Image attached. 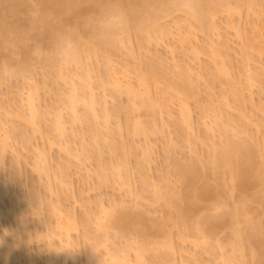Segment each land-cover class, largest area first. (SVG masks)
<instances>
[{
    "label": "bare ground",
    "instance_id": "6f19581e",
    "mask_svg": "<svg viewBox=\"0 0 264 264\" xmlns=\"http://www.w3.org/2000/svg\"><path fill=\"white\" fill-rule=\"evenodd\" d=\"M34 1L36 2V4L37 3L39 4V2L43 3V1L46 2L48 0H46V1L45 0H34ZM83 1L86 2L87 0H50L51 4L53 3L54 5H57L58 7L57 8L56 7L55 8H50V9L48 8L49 11H47V13H49V12H51L50 14L53 13V16L56 17V18H57V16L61 17L62 16L61 14L64 15L68 11H69L68 13H70V11H71V9H72V7H73V5L75 3L77 5V4H80ZM90 1L91 0H89V2ZM93 1H95V0H93ZM156 1H154V0H120V1H118L117 4L112 5V4L107 3L108 0H107V2H105L104 0H98V1L96 0L95 2L97 3V5L100 4L101 7L103 5L102 3H104V2L106 3V4L103 5L104 9H102L103 10V12L101 13L102 16H104V15L108 14V12H112V11L123 15L125 23H124L123 27L118 32L98 31L97 28L94 27V31L93 30L92 31L95 32V33H92V35L87 37L84 34L85 32L83 31L84 33H82L81 32L82 30L78 31L79 29L76 26H74V28L76 27L77 31L74 30V28H70L72 31L68 30V33H66V32H63V30H64L63 28H62L63 30L61 32H59L60 31L59 29H61V28L57 29L58 31L56 30V32H55V30H54L55 28H53V26H51V28H50V26H48L47 27L48 30H47V29H45L46 28L45 27V23L44 22H43L44 24L42 23L43 26H44L45 32H47L45 36H44L45 32L43 33L42 36H44L45 38L43 37L42 42L46 41V39H47L46 36H49L48 37L49 39L52 38L50 33L54 34L53 32H55L54 35H56L55 38H56L57 42L55 41V43H57V45H56L57 49H55V51H57V52H55V53H58V54L55 56V58L53 60H50L52 67L53 68L55 67V69H53L54 70V74L53 75L51 74V76H53V81L54 82L58 83L59 80H60L59 83H61L63 85L64 82H65L64 85L67 86V89H65V92L61 90L63 94H61V92H60V96L62 95V97H60L62 102H60L61 100L59 102L64 107H62L61 104H60V106L62 108H66V111L71 113V114L68 113V114H70V116H69L70 119H71V116H72L71 124H73V123L77 124L78 123V125H79V123H82V126L85 125V124L87 125L85 133H84V131H82V133L80 132V135H81L80 136V140H82V138L84 139L85 136H87L88 138H91L89 140L90 143H91L90 146H86L85 144L82 145L81 144L82 142H80V145H81V146L79 145L80 146L79 150H81L80 154L78 152H76V150L74 151L73 148H71V150L73 149V154L75 152L78 153V155H79L78 158L81 156V157H83V159H85V158L89 159L90 158L89 160H91V158H93V157H95V158L97 157V159H98V156H99L98 162H100V163H99V167H98V170H97V175H98L100 184L109 183L108 181H110V183L113 182L114 184L116 182L117 183L120 182L119 184L123 188L128 187L125 190L127 193L131 192V194H134L136 192V190H135V192H133L130 189L131 186L129 187V185H130V180H129L130 176L129 175L130 174L128 173L129 171L127 169L128 168L127 167L128 166L127 165V153L128 152H126L128 149L126 150V148H124L126 150L125 151L123 148H121L123 146L125 147V143H124V141H122V140H124V138L122 139L123 134H122V132H120L121 129H122V131L123 130L126 131L125 133H126V135H128V138H129V135H130V136H133V137L134 136H136V137H139V136L142 137L143 136L146 139V137H149L150 134H155V133H156V135L157 134H161V133H158V132H160V130L164 129L165 124L163 123V121L166 124H168V123L171 122L170 121L171 118H172V120L173 119L177 120L178 123H177V121L173 120L174 123L171 122L170 124L166 125V127L167 126L168 127H170V126L172 127L171 128L172 131L170 130L171 132H169V133L172 134L174 139L172 138L173 139V141H172V139H171L172 136L169 137V134H168V137L170 139V144H169V141L167 139V143L165 144V147H166L165 151H166L167 154L172 153V154H170V155H172V158L171 159L169 158L170 159L169 162L171 161L172 167L170 165L169 169L173 168V170H174V171L172 170L173 174H175L180 179V181L182 180L181 182L183 183V186L181 185L182 186L181 190L177 189L175 187V182H173L174 185H172L171 182L166 180L167 177L165 178V175L167 173H169L170 172L169 171L167 173L164 172V174L161 173L163 175H160L161 179H159V181H158L159 183L158 184L155 183L157 185L154 184L155 186L154 185L152 186V188L154 187V190L152 189L153 192H150L151 190H149V191L147 190V191L151 193L150 197H152L154 202L155 201L159 202V200L160 201L162 200L163 203L162 202H160V203H162L161 205H163L164 208L170 207V208L174 209V211H175V213L177 215L175 214V216H174L173 214H171V215L169 214L170 215V217H169L170 219H168L169 221L173 218L172 221H174V219H175L174 222L179 223V224L180 223H182V224L186 223V225L188 224V222H190V219H191L190 218V215H191L190 213H191V211H193L190 208L192 206L191 203L194 204L196 200H198V201L201 200V202H207L210 199L211 200L217 199V201H219L220 205H221L220 206L219 203L217 204V206L220 207V210H221V208L223 209V211L228 209L227 210L228 212H226V213L224 212V214H226V215L223 214L222 216L219 215V214H216V216L214 214V216H212L213 214H211V216L213 218L211 217L212 219H210V221L208 220L209 218L205 219L207 217H210V215L205 217L204 218L205 220L201 221L200 223H199V221H197L196 224H199V226L198 225L197 226H195V225L193 226V227H195L197 229V230L193 231V234L196 233V231L199 232V233L195 234L196 236L194 235L193 237H196L195 239L197 240V242H199L198 240H200V238H201L199 236V234H202L201 236L203 237V240L201 239L202 241H200V242L205 244L204 242L208 243V241H206L207 237H210L212 239L213 236H211V235L214 233V230H216L218 228V226H221V227L223 225L224 226H230V228L233 229V233L231 234V236L229 238L230 239L229 240V242H230L229 246L232 247V248H230L231 252L230 251H226L227 252L226 254H228L230 252V255L229 254L227 256L225 255L226 258H225L224 261L227 260V261H232V262L233 261L234 262H238V264H246L247 261H245V259H246V256L248 254V251H250V253H252V255H253L252 256L250 254V256L253 257V259L251 257L252 260H254L255 258L259 259V256H260L261 253L258 252L259 250L256 251L255 249L258 246L257 244H259V242L261 243V241H258V240H257V242L254 241L256 239L253 240V238H252L253 236H251L250 234H247V233H249V232H247L248 230L246 231V228H248V225L251 228V225L249 223H252V221L250 219L246 218L244 220L245 221V225H244V221H243V223H242V221L240 222V217L242 215L245 216V214L249 213L248 210H247V208H248L247 202L248 201L246 202V197H245L246 195H243V197L240 198V200H239L240 204L238 206H235L234 203H231V204L229 203L231 201V195L232 194L230 195V192H228V190L226 188L227 187L230 188V189L232 188V190H234V188H235V189H237V191L239 190V192H241V193L246 192L250 188H259L260 191H261V195L259 196L258 194H255V197H256L255 199H257V198L260 199L259 201L257 199V201L261 202V204H264V161H262V163H261V160L259 159V158H261L262 160H264V137H262L259 142H258L257 139H255V140H257V143H256V141L253 139V134H250V136L252 135L251 136L252 138H251L248 135L247 131H246L247 126L245 127V125H247L246 121H248V122L251 121L250 123L253 124V125L256 124V127L258 125H260L261 123H264V122H262V121H264V116L261 115L262 116V118H261L258 115V117H260V118H258L257 115H256L257 113H254L256 111H254V110H252L250 108H248V110L250 109V112L254 113V114L249 113V111L247 113H249L251 115V117H248L249 114H245L243 112V109H245L247 111L246 108H243L245 106L244 104L249 103L251 105L250 102L253 99L250 98L252 96V94L251 95L250 94L249 95H244L243 94L244 90H242L244 88L249 87V90L251 91L252 87L250 85L253 86L254 84H258V85L262 86V84H264V71H262V70H264V19L259 17L262 14V12H264V7H262V6H264V3H262V2H264V0L258 2V3L262 4L261 6H260V4H258L257 2H255L253 0H168L167 2H165L166 1L165 0V1H162L163 4L162 3H157ZM15 2H14V4H15ZM17 2H19V0ZM20 2H19V4H20ZM155 2H156V4H155ZM46 3H49V1L46 2ZM14 4H12V6ZM19 4H18V6L16 5V7H19ZM43 5H45V4H43ZM164 6H165V8H164ZM244 6H246L247 10L252 15L257 16L259 18L258 19L259 22L253 21V22L250 23V25L247 26L248 28L251 26V28L248 29L249 32H250L249 34H247L248 33L247 31H244L243 29H241L239 27L240 25H235L233 23L234 21H232L230 19V16H232L233 14H240L241 10H242V7H244ZM13 7H15V6H13ZM23 7H25V6H23ZM46 8L47 7L44 6L43 9L46 10ZM99 9H101V8L99 7ZM172 9H174V10L176 9L175 11H177V10L179 11V9H181V11L184 12L185 15H186V17H185L183 22H188L189 25L187 26V28H186V30L184 32L185 34L183 32H181L182 27L180 26L181 23L180 24L178 23L179 21L178 22L175 21V23H177V24L174 23L175 25H177L175 27L176 29L173 26H172V28H169L170 30H172L173 28L175 30V32L172 31L175 34V36H174L175 38L173 37V34H172V38L175 41H174L173 46L168 45L170 48H172V49L168 48L169 49L168 52L169 51L172 52V50L176 51L177 47H180V49L182 48L181 50H183V51L185 49L187 51L189 47L185 46V45H187L186 43L189 44L190 39H191V35H193L194 31H196V30L200 31V32H206L208 30L216 31V29H214L215 26H213L214 24H212L214 16L216 14L220 13V11H222L223 9H225V10H223V12L226 11V13L228 12L227 14H229L228 15L229 19L228 18H227L228 20L226 19L227 22H226V28H225L226 31H225V33L227 32V34H228V33L233 32V36L237 39V45L239 44V46H238L239 47L238 48L239 52H237L241 56L240 57L241 58L240 61H238L239 62V67L237 66L238 62L236 63L237 59L236 60L233 59V60H235L236 67L239 68L238 69L239 71H241V74H240V76L238 78H240V77L243 78L244 81H246V83L248 82L249 86H248V84L246 85V87L242 86L240 84L241 80L239 81L238 78L234 79L231 82H227V83L224 82V79L226 77L228 78L232 74L231 72L233 70V67H232L233 65L231 64V62L233 60L230 62L231 58H230V56H228V54H229L228 52L223 51L225 53L221 54L220 50L222 48L220 49L219 47L222 46V45L217 43L222 38V37L218 38V37H220L218 35L219 33L218 34L216 33L214 35V36H216L218 38V39L216 38L217 41H216V39L214 41L213 40L211 41V39H210L209 40L210 42H208L209 44H206V42L208 41L207 40L204 43V46L202 48H197L198 46L194 42L193 44H195V46L189 48L188 51L190 52V55H191L192 60H193L194 63L195 62H199V59H200L199 56L201 54L202 55L204 54V56H206V54H207L208 55L207 57H209V60L212 61V62L209 61L211 63H209V62L205 63V62H203V60H200L201 62H203L205 64L202 63V65H200L201 64V62H200L199 65H198V63H196L197 64V69L193 70V72L191 71L192 70L190 68L191 66H189L190 69H188L186 67V65L181 66L179 64H175L176 63L175 60H174L175 63L171 65L173 67V70H171L172 67L170 68L169 65H168V64H171V63L166 62L167 58H164L165 56L162 57L161 55H158L159 57L161 56V58H164V60H166L165 62L168 63L167 65H166V63H164V61H161L163 59L160 60V58L158 56L157 57L155 56L157 54H154L155 58L154 57L151 58L152 57V53L151 52H147L148 49H149V46L152 43H157L158 41H161L162 39L165 38V37H163V36H166L164 34L165 33L164 30H167V28H166V26H162L161 25V20L164 19L165 16L166 17L170 16L171 14H170L169 10H172ZM30 10H31V8H30ZM86 10H88V9H86ZM174 10H172V12ZM168 13H169V15H167ZM230 13H233V14L230 15ZM259 13H260V15H259ZM54 14L57 15V16H55ZM93 14H95V13H93ZM46 16H47V14H46ZM44 17H42V18H44ZM60 17H58V18H60ZM73 17H71L70 19H72ZM78 18H79V16H78ZM60 19L62 20L61 22H62L63 26H67V25L71 24V22H67L68 21L67 19L63 18L64 20H66L65 23H67V24H65L63 22L64 20L62 18H60ZM60 19H59V22H60ZM99 19H100V17H99ZM38 20H39V18H38ZM54 20H55V18H54ZM97 20H98V16H97ZM158 21H160V25L158 24L159 23ZM1 22L2 21H0V23ZM193 22H195V24ZM38 23H39V21H38ZM68 23H70V24H68ZM36 24H37V22H36ZM36 24H35V26H36ZM42 24H40V25L42 26ZM196 24H197V27L194 26ZM79 25H81V24H79ZM87 25H89V23H87ZM43 26H42V28H43ZM161 26L163 28H165V29H163ZM18 27H17V29H18ZM38 27H39V25H38ZM169 27H170V25H169ZM7 28H9V27H7ZM11 28H13V27H11ZM14 28H16V27H14ZM33 28H34V26H33ZM42 28H41V30H42ZM169 29H168V31H170ZM7 30H9V29H7ZM10 30L12 31V29H10ZM18 30H21V29H18ZM65 30H66V28H65ZM227 30H229V31L232 30V31L229 32ZM27 31H29V30H27ZM134 31L136 32V34H137L136 37H138L137 40L139 41L137 43V45H135L137 47H134V48H137V50L132 48V46H134V45L131 46V42L133 40L132 39V37H133L132 33ZM168 31H167V33H168ZM3 32H5V31H3ZM216 32H219V31H216ZM9 34H11V33H9ZM15 34H17V31L14 33V35ZM25 34L26 33L24 32V35ZM36 34H37V32H36ZM123 34L124 35L126 34V37H124ZM3 35H4V33L2 34V36ZM248 35H250V36H248ZM12 36H13V33H12ZM37 36H39V35H37ZM229 36H231V34ZM34 37H35V35H34ZM225 37H226V34H225ZM227 37H228V35H227ZM227 37L226 38L223 37L224 41H226V42L230 39L229 37L228 38ZM225 39H228V40H225ZM53 41H54V38H53ZM221 41H223V40H221ZM6 42H5V44H6ZM124 43L125 44L126 43L129 44L130 47H131V49L129 47L127 48V46L125 45L127 51L129 52V54L126 53L128 55V56L126 55L127 58L128 59L131 58L133 60H137L138 62L141 61L140 64L145 65V68L142 67V68H144L143 70H141L142 68H141L140 64H138V62L136 63V64H138V66H134L135 63L132 62L131 64L134 63L132 67L130 65V62H129V64H128V62L127 63L125 62L123 64L124 67H122L123 71H121V70L119 71L121 66H120V68H117L113 72L111 71V68L109 69L110 65L108 67V64H110V61H111V57H110L109 52H108L109 49L111 50L112 48H114V49L118 48V49L122 50L120 46H122ZM227 43H226V45H227ZM179 44H180V46H178ZM229 45H231V44H229ZM43 46H45V45H43ZM70 46L75 49V53L72 54V55H69L68 52H67V49ZM222 47L224 49L225 48L228 49V45H227V47L224 46V45ZM36 48H37V46H36ZM100 48H104V49H100ZM40 50H39V52H40ZM100 50H104V51H101L102 54H100L101 53ZM140 50H142V52L145 54L144 56H142L143 58H141L142 54H140ZM229 50L233 51L234 49L231 46V48L229 47ZM175 51H173V52L176 54L177 51L176 52ZM183 51L181 52L182 53V58H183V55L187 56L189 54V53L188 54H186V53L183 54ZM26 52H27V50H26ZM173 52H172V54H168L166 52L167 53L166 56L170 55V58H168V59H171V56L174 55ZM235 52L236 51H234V55L237 54ZM253 52H255L254 55H253ZM149 53H150L151 56L148 55ZM176 55H175L174 58L178 57ZM224 55H225V57H223ZM99 56H101V58H99ZM227 56H228V58H227ZM145 57L146 58H150L152 63L150 64V62H151L150 60H148L149 62L145 61V60H147V59H145ZM127 58H126V61H128ZM26 59L27 58H25V60ZM97 59L98 60L102 59L101 61H104L103 65L105 64V66L103 67V70H105V72H103L104 73L103 74L100 71L102 75L98 74V76H100V77L97 76L98 79H96V77L94 76L95 72L97 74L98 67H100L99 62H98ZM142 60H143V63H142ZM195 60H197V61H195ZM254 60H256V61H254ZM96 61L98 63H96ZM156 61H157V64H156ZM177 61H179V60H177ZM153 62H155V64H153ZM170 62H173V60L170 61ZM193 62H192V64H194ZM253 62H257L259 64L260 68H258L259 66L256 67L257 64L256 65H252L251 63H253ZM187 63H185V64H187ZM4 64L6 65V63H4ZM5 65H3V67H2V69L3 68L4 69L3 70L1 69L2 72L4 71L6 73L7 72L9 73V71H10L9 69H11V70H13V72H12L13 74H14V72L16 73V70H14L15 68H13L14 66H11L9 64L10 67L8 68L9 65L7 64L8 65V66L6 65L7 67ZM72 65L73 66L74 65L77 66L79 68V70H81V72L78 73L76 71L78 74L74 73L73 72L74 70L72 72H70L73 67L69 68V66H72ZM129 65H130V67H129ZM165 65L167 67H165ZM20 66H18L19 69H21ZM27 66H30V62L28 63ZM75 66H74V68H75ZM66 67H68V71L69 72L64 71L65 70L64 68H66ZM127 67H128V69H127ZM192 67H193V65H192ZM24 68H25V66H24ZM175 68H177L179 70V72H176ZM19 69L17 68V73L20 72L19 74L23 75V71L21 73V71H18ZM108 69L111 71L112 74L110 73V71ZM189 71L192 72V73L190 72L191 74L195 73L194 71H196L195 75H196L197 79L195 77L192 78L193 76H191V74H190V76H191V78H190ZM65 72H66L67 76L64 75ZM6 73H5V75H6ZM31 74L29 75L31 77L30 79L28 77H26L27 83L30 80V82H29L30 85H28V88L25 91L27 93L26 97H25L26 100L24 99L25 100V102H24L25 106L23 105L24 108H26V111L22 108V104L23 103L19 104L18 107L22 108L24 113L22 112L21 115L20 114H16V116L18 115L17 117H19L20 119H22V121L25 122V124H24L21 121L22 124H24V126L25 125H26V127H28V126L30 127L31 126L32 130L30 129L31 130L30 132H33L34 130L37 131L40 128L42 130V127L40 126V125H42L40 123L41 119L43 117L46 118L50 111L48 109H46V108H45L46 111L42 110L43 112L41 111L42 112L41 115L46 114L45 112H47V111H48V113L46 114V116L45 115L43 117L41 116L42 118L40 119V113L41 112H39V111L41 109H39L38 104L34 105V101L37 102V103L39 101V100L37 101L38 98L36 96L38 94V90L40 89V87H39L38 84L37 85L36 84L32 85V83L33 82L35 83L36 81L34 80L33 82H31V80L34 79L33 76H31ZM9 75H10V77H12L11 73ZM131 75L135 76L136 83L133 82V83H135V85L132 84ZM93 76L95 77V79L97 81L94 79ZM6 77H7V75H6ZM233 77L235 78V76H233ZM93 79L95 80L94 83L97 82L95 84L96 85L95 89L97 87L99 88V90L102 89L101 92L98 90L99 93H103L104 92L103 90H105V93L108 91L107 94L112 96L111 97V96L106 94L105 98L107 97V99H108L110 97L111 99L114 100L116 98L118 99V97L123 94V95L126 96L125 98H127L126 105H124L123 108H118V107L115 108V105H114V107H111V109L107 108L109 105H106L105 104L106 101L104 99H102V98H104V95L103 94H101V95L99 94L100 96L98 95L99 96L98 97V96H96V93L94 94V92H93L94 91V87H93L94 84L92 83ZM192 79H196V81L192 80ZM198 79H199V81H201V82L203 81V83H205V85L203 83L202 84L204 85L203 88L205 87L204 89L207 92H208V90H210V91L214 90L215 91L214 86H217L215 83H219V86H220V88L219 87L216 88V89L219 90V93L217 92L218 99L216 97V100H215L217 103H215V102L212 103V101H213L212 98H211V102L210 103L213 104V105H210V103H208L209 102L208 98H210V97H208L209 96V93H208L207 94L208 102L207 103L203 102V98H202V101L201 100L200 101H201V103L203 102L204 104L200 103V104H198V107H197L198 111H200L199 112V118L197 120L199 122H200V120H202L201 122L206 121V117L208 116V118H209V115H211L210 118L212 117L211 119L212 120L214 119V120L212 121V123L208 122L209 125H210L209 128L211 129L212 133H213V129L212 128H215V131H217V134H219V135H217V137L219 136L217 139L220 138L219 141H217V142L215 141L214 142L212 139H209L210 136L203 129H201V131L202 130L204 131V133H202L203 136H201L202 139L200 138V136L198 134H194L196 136L198 135L197 136L198 139L199 140L201 139L204 142V143L203 142L202 143L205 146L208 145V146H206V151H205V152H207V153H205L206 156L202 152L204 150H202V151L199 150V152L200 153L202 152L201 154H203L205 156V158L203 157V155L201 156V155L197 154L198 150L196 149V147H197L196 143L199 140H197V139L195 140L194 139V138H196V136H194V138H193L192 135H190L192 137L191 138L188 135L189 132L186 131L187 129H188V131L192 130V127H193L191 125L192 124L191 122H192L193 119L190 121V119H191L190 114H191L192 110L190 109L189 100L194 97V95H195L194 92L197 93V96H198V93L200 92V90H196V89H200V87L199 88L197 87L198 86L197 83L199 82ZM61 80H63V81L61 82ZM236 80H238V81H236ZM24 83H26V81H24ZM91 83H92L93 86L91 85ZM198 84H200V82ZM23 85H22V87L20 89L21 90L20 91V95H21L22 89L25 90V88H26V87H24L26 84L24 86ZM195 85H197V86H195ZM63 90H64V88H63ZM152 90H153V95H152ZM96 91H97V89H96ZM206 91H204V92L207 93ZM245 92H246V90H245ZM243 95L245 96V98H247L246 96H250V97L248 99H245L243 97ZM191 96H192V98H191ZM20 97H22V96H20ZM259 97L261 98L260 95L258 96V98ZM199 98H200V96H199ZM207 99H206V101H207ZM250 99H251V101H250ZM257 99H256V101H257ZM261 100L262 99L258 100L257 104L259 103V101L261 102ZM204 101H205V99H204ZM235 101H236V104H235ZM247 101H249V102H247ZM262 102H264V100H262ZM262 102L260 103L261 105L259 104L260 106L258 105V107H257L258 108L257 111L259 110V112H261V111L264 112V103H262ZM252 103H253V101H252ZM80 104L83 105V107H82V111L78 109V111H81V113L78 114V112L76 113V108ZM229 104H235V105L238 104L237 106L233 105L236 108H235V110H232V111L236 112V115H233L234 112H232L233 114H229V112L231 111V107H233V106H231ZM239 104H240V106H239ZM249 104H247V105L249 106ZM170 105H173V107L174 106L177 107L178 111L175 110V111H177V115H175V116H177V119L174 117V115H173L174 111H171L172 106L170 108ZM37 107H38V109H37ZM97 107H98L99 110L96 113ZM252 108L254 109V107H252ZM224 109H227V110L230 109L228 114H226L227 112L224 111ZM165 110H166V112L168 111V114H170V116H168V117H171V118L169 119V121H167L168 123L166 122V120H168V119H166V120L164 119L161 122V124L163 123V125H162L163 129H162V127H160V129H159V127H157V124H156L157 123L156 115L158 113L162 112V111H165ZM58 112L59 111H57V110H56V112L54 111V115L55 116L53 115L55 117V120L53 121L52 128H51L52 131H54L53 134L51 133L52 131L51 132L47 131L48 133L50 132L52 135H54L55 133H56V135H57V133L58 134L60 133L59 135H62L61 133H64V131L62 132V130H63L62 125L64 123H62L63 121L61 122V115H60L61 113H58ZM60 112H61V108H60ZM123 112L125 113V115L123 114L124 117H125L123 119H125V120L123 121V119H122V122H121V117L120 116H121V114ZM141 113L142 114L143 113L146 114L145 116H147V115L149 116L150 115V117L149 118L146 117L145 120H143L144 116H143V119H141L142 118V117H140V115H142ZM207 113H210V114L207 115ZM135 114H139V115H135ZM259 114H261V113H259ZM161 115H162V113H161ZM191 116H192V114H191ZM252 116H253V118L257 117L258 120L257 119L250 120V119H252ZM204 118H205V120H204ZM110 119H112V120L115 119V121H112V122H115V123H113V124H115V126H113V128L117 127L119 129V133H121V134H119L120 136L117 135V137H116V135H115L116 131L113 132L114 130H118V129H114L113 130L112 127H111L112 130L111 129H107V127L112 123L110 121ZM229 120H232L230 122L235 123V124L232 125L231 123H228ZM208 121H209V119H208ZM254 121H256V122L252 123ZM1 123L2 122H0V124ZM108 123H110V124H108ZM4 125H6V124H3L2 126H4ZM228 125H230L234 130H232V128L230 126L228 128ZM2 126H1V128H2ZM12 126L13 125H11L10 127H12ZM99 126H100V128H98ZM4 127H3V130H4ZM6 127H7V125H6ZM14 127L15 126H13L12 128L13 129H17L18 128V127H16V128H14ZM201 127L203 128V125ZM259 127H261V126H258V128H257L258 130L260 129ZM9 128L7 127V129H5V132H6L5 135L6 136L4 135L3 136L4 138L2 137L1 140H0V149H2L3 151L5 149L4 146H6V144H5V142H7L6 140L9 139V138L12 139L10 136H13L11 134V132L13 133V130L10 128L11 131H9L10 130ZM210 129H208V130H210ZM228 129L232 130V131L229 130L230 132H235V133L237 132L235 134V137H231V135L227 134L229 132ZM0 130L2 131V129H0ZM6 130L8 131V134H7ZM198 130H200V129L198 128ZM39 132H40V130H39ZM230 132H229V134H230ZM245 133H246V135L249 136L248 137L249 139L251 138L252 140L255 141L254 142L255 145L253 144V142L251 144L252 140L250 139V141H249L247 136L245 135ZM32 134L34 135V132ZM117 134H118V131H117ZM163 134H165V133L163 132ZM237 134L238 135H240V134L242 135L243 134L244 136H246V138L244 136H242V138L244 137L243 139L242 138L239 139L240 137L238 139H236L238 137ZM46 135H47V133H46ZM56 135L54 137H56ZM114 135H115L116 138H118V136H119V138L121 137L120 139H122V140H120V142L124 143L123 146L122 145L120 146L121 150H120L119 147H117V145H120V143L119 144L115 143V140L117 141V139L114 138ZM49 136H51V135H47V137H49ZM63 136H64L63 138H65V136H66L65 133L63 134ZM29 137L25 140L26 143L30 142L31 138H29ZM57 137L60 138L61 136L57 135ZM59 138H57L56 140L59 141ZM212 138H214V140L216 139L215 136L212 137ZM51 139L53 141L55 138L53 139V137H52ZM56 140H54V141H56ZM62 140H64V139H62ZM54 141H53V144H54ZM142 142H143V140H142ZM145 142H146V144L148 143L147 140ZM145 142H143V144ZM63 143H64L63 146L67 147L66 149H69L68 151H69V154L71 155L72 151H70V146H66L65 142H63ZM63 143H61V144H63ZM51 144L52 143H50L49 145H51ZM55 144H56V142H55ZM58 144H59V142H58ZM68 144L71 145L72 142H71V144L70 143H68ZM128 144L130 145V141L128 142ZM132 144H135V143H132ZM132 144L130 145L131 147H132ZM143 144H142V146H143ZM58 146H60V144ZM63 146H62V148H63ZM142 146L140 148L142 149L141 150V154L143 155L142 156L143 159L141 160V162H139V160H138V164L135 163L136 164L135 167H137L135 175L138 174L137 175L138 178H141L139 180L141 182V185H139V186L142 187L141 188V192H139V193L136 192L135 195H134L135 196L134 198H137V199H139L140 196L142 197V194L144 193L143 191H146V190H144L145 188L148 189V188L151 187V186H149V185H151V184L148 183L149 181H147L146 177H144L145 175L141 174V172L143 170V167L145 166V165L143 166V164H145V163L148 164L149 161L151 160V156H150L151 149L149 150L150 147L148 148V144H147V146H145V144H144L143 148H142ZM135 147H136V145H135ZM135 147H132V148H135ZM178 147L180 149L184 148V150L187 147L190 148V153H192V156L190 154L189 155L190 157H187V159H188V161L186 159L187 162H185L182 159H180L181 161L179 160L178 156H182V152L183 151L180 150ZM207 147H209L208 148L209 151L207 150ZM42 148H43V150L40 149L41 151L40 150H39L40 152L38 151L39 160H37V162H38V164L39 163L40 164L38 165L37 162L34 163L36 165V166H34V168L38 171L39 174L45 175V176L47 175V177L50 178L51 176L49 177V174H48L49 170H47V168H49V167H48V165L46 166V164H45L46 160H47V158H46V153L47 152H45L44 147H42ZM105 148H107V149H105ZM132 148L129 147V149H131V150H132ZM66 149H62V150H66ZM103 149L109 151V154H110V157H111L112 160L110 159V157H109L110 160L108 159V160H105V161H103L100 158L99 152L101 150L104 152ZM118 149H119V152H117ZM175 150H177V152H179L180 155H177L175 152H173ZM187 150H189V149L187 148ZM68 151L66 150V152H68ZM112 153L113 154L117 153L116 154L117 157L113 158L114 155L111 156ZM129 156H130V154H128V158H129ZM174 156L177 157V158H175ZM149 158H150V160H149ZM109 161H111V163ZM183 161H184V163H182ZM1 162L2 161H0V163ZM198 162H200V164ZM198 166L202 167V168H199ZM208 167L211 168L210 171H211L212 176H211L210 173L207 172V168ZM210 168H208V169H210ZM169 169H167L166 171H168ZM58 172H59V174H58ZM58 172H57V174L60 176L59 179L61 178V180L60 181L58 179H56V180H58L59 183L60 182L63 183L65 181V178H63V177H65L66 174L62 173V174H64V176H62L61 172L60 171H58ZM139 174L142 175V176L140 177ZM1 176L2 175H0V177ZM166 176H168V175H166ZM212 178L213 179L215 178L214 179L215 181L217 180V182L215 183L216 187H215V185L211 186L210 184H208V180L209 179L212 180ZM196 179H200V181L203 180L202 184L200 186H197V187L195 186L196 185V182H195ZM48 180L50 181L52 179L50 178ZM197 181H199V180H197ZM51 182L52 181L46 182V184L47 183L49 184L48 187H51L53 185V184L51 185ZM2 183L5 184L4 182H2ZM167 183H169V184H167ZM209 183H210V181H209ZM3 184H2V186L0 188H2L3 186L7 187V186H5ZM69 184H70V182L68 183V187H69ZM228 185H231V186L229 187ZM2 189H1V191H3ZM49 189H51V188H49ZM7 191L5 190L4 193H6ZM137 191H140V189L137 190ZM177 191H179V192H177ZM62 193H63V191H62ZM1 195H3V192H2ZM32 199H34L35 202ZM137 199H135V200H137ZM23 201H21V202L19 201V203H23ZM31 202H32V205L36 204V207H38L37 202L35 200V197L33 198V197L30 196L28 198V196H27V199L25 198V201H24L25 205L31 204ZM33 202L35 204H33ZM179 202H182V204L184 203L183 205L186 204V206H184V207L180 206L181 204ZM215 202H216V200H215ZM221 202L226 207V209L222 206ZM24 203H23V205H24ZM101 203L102 202H100L98 204H101ZM108 203H110V202H108ZM54 204H55V202H54ZM102 204L100 205L101 210H99L100 209L99 207H98L99 209L97 208L100 211V213L98 211L96 212V214L99 213L100 215L98 214L99 216L95 215V217H94L93 213L90 212L92 215L91 214H88V216L86 215L87 219L85 221H83L84 223L85 222H87V223L86 224H82L84 229H86L85 231H87V228H88L87 225L89 226L90 222L92 223V222L95 221L93 223V224H95L93 227H96V231H95L96 233L94 232L95 234H93L94 237L100 233V230H102V229L106 230L105 227H106V223L107 222L111 223V225H109V227L107 226L108 229L113 228V231L116 230V233L115 234L113 233V235L116 236V237L113 236L114 239H116L118 237V235H119L118 233L122 234L123 232L128 231V229H130L131 225L134 224V223H135V225L137 227L146 228V226L144 224L145 223V216L143 215L144 216L143 217L141 213L140 214H136V215H134L135 214L134 213L132 215L131 212H130L131 214L129 213L130 210L127 211V212L125 210L124 211L122 210V208L124 207V206L123 207L121 206L122 204L119 205V206L116 205L118 203H114L115 205L114 204L113 205H109V207H106L107 204L106 205H104V204L102 205ZM21 205L22 204H20V206ZM39 205L41 206V204H39ZM57 205L59 206L58 202H56L55 205H53V203H51L50 208H49L50 209L49 210V212H50L49 215L50 216L51 215L55 216V218H54L55 221H56V218H57V222H55L56 226L54 225V227H56L57 232H59L58 234H60V236L64 237V238L62 237L63 241H64L65 238L68 239V240L65 239V242H63L62 240L59 241V243H62V242L63 243L60 244V245H62V247H61L62 249L60 247H58V248H60L61 252H64V254L69 255L70 252L72 251L73 247H74V243L76 242V241H72L73 244L70 243L71 241H70L69 235H70L71 231L77 230L76 229L77 228V223H76V221H74L75 220V218H73L74 215H71L70 213H67V215H64V214H66V211L63 214L62 210L60 211V209H58V207H56ZM134 205H136V203H134ZM231 205H233V206H231ZM103 206H105L106 208L105 207L103 208ZM119 207H121V209ZM133 207H135V206H133ZM181 207H183V208H181ZM219 207H217V208H219ZM190 209H191V211H190ZM68 211L69 210H67V212ZM22 212H24V211H22ZM59 214L60 215L63 214L68 220L66 218H64L65 220H63L61 218L62 216L60 217ZM49 215L46 216V218H48V217L50 218ZM165 215L166 214H164V216ZM247 216H249V214ZM164 218H165L164 220H161V219H163V217L159 221L155 220L156 222L158 221L155 224L157 226V230L158 229L161 230L163 227H165L164 225L167 224L168 221L166 223H165V221L167 220L168 217L167 218L164 217ZM213 219H215V221ZM62 220L64 221V223L61 222ZM212 220L214 222H211ZM65 221L66 222L68 221V223L65 224L66 223ZM161 221H163V222H161ZM83 222H81V223H83ZM91 223H90V225H91L90 227H92V225H93ZM241 223L243 224V227L246 226L244 229H243ZM258 223H259V221H258ZM258 223H256L254 225V229H255V227H257V228L259 227L258 229L256 228L259 231V230H261L260 228H264V223L260 222V224H261L260 226H259ZM192 224H193V222H192ZM192 224L189 223L187 225V227L190 225L191 228H192ZM107 225H108V223H107ZM188 228H190V227H188ZM195 228H193V229H195ZM53 229H55V228H53ZM93 229H92V231H93ZM108 229H107V231H108ZM89 230H90V228L88 229L87 234H86V232L83 234L84 235L83 236L84 237V241L83 242H85V240L87 241V239L90 240L91 236H89V234L92 233V232H90ZM262 230H264V229H262ZM97 231L99 233H97ZM119 231H123V232L121 233ZM104 232H106V231H104ZM189 232H192V230L189 231ZM262 232H264V231H262ZM250 233L252 234V232H250ZM53 234L57 235L56 231H55V233L53 232ZM105 234H106V235H104L105 238H103L104 242H103L102 238H99V236H97L99 240L97 239L94 242L97 241L96 244L98 243L99 245L98 244L96 245L94 243L95 245L94 244L93 245L96 246V247L93 248L94 247L93 246L92 247L93 250L91 248V245L89 246L90 249L93 252H95L94 250H96V248L98 246L100 247V245L103 246L104 244H106V246H107V244H108V240L107 239L109 238L107 236H109V234L107 232ZM189 234H192V233H189ZM249 235L251 236V238H252V240L254 242L252 240H250V238H249L250 236ZM39 236L40 235H38V237ZM60 236L58 235V237H60ZM259 236H261V235L259 234ZM255 237H256V235H255ZM210 238H208V239L210 240ZM93 239H95V238H92L91 240H93ZM105 240H107V241L105 242ZM50 241L53 243L52 239H50ZM51 242H47V243L51 244ZM200 242H199V245H200ZM195 243H196V241H195ZM202 243H201V245L203 246ZM79 244L80 243L78 242V246H79ZM141 244H143V245L140 246ZM141 244L140 245H136L137 247L135 246V248H134L135 249V251H134L135 256L134 257H135V261L137 262V264H147L148 260H150L148 264H165L164 263L165 262V258L166 259L169 258V257H167V254L166 255L164 254L165 250L167 249L166 250V253H167V251H169V249L171 251V248H173L172 247L171 238L167 239L166 237H165V240L163 242H160V244L152 245L153 247L152 246H149V247L147 246L146 247L147 244H145V243H141ZM154 244H156V243H154ZM227 244H229L228 241H227ZM51 245H53V244H51ZM207 245H205V246H207ZM219 245H220V243L218 244V246ZM75 246H76V244H75ZM155 246H156V248H155ZM225 246L226 245H224L222 243L220 245L221 249L224 248ZM246 246L248 247L247 249H246ZM3 247H6V246H3ZM3 247L2 248L0 247L2 249V252L0 253V264H10V262L13 261V259L15 257V256H13L14 253H12L13 248L9 247L10 249H12V251H11V250H9V248L7 250H3L4 249ZM150 247H152L155 252H156V249H158L159 251H161V249H164L163 251H161V256H162V254H164L165 256H162V257L158 258L159 260L157 259L156 261H154V260L152 261L153 256L150 257L151 256L150 254H152L151 252H153V249L150 248ZM207 247H208V250H210V251L211 250L213 251L215 249V245H212V244H209ZM259 247H260V244H259ZM127 248L124 250V251L127 250L126 252H124L123 250L121 251V249H119L120 253L118 252V250H115V249H113L112 252L110 251L112 249H110V250L107 249L108 250L107 254L110 257V258L108 257L109 262L112 261L114 263V261H115V263H117L116 261L118 260L117 264H130V262H131L130 260L131 259L129 258L130 255H129L128 252L130 251V249L133 251V249L130 248L129 246ZM203 248H204V246H203ZM252 248L256 251L257 254L255 253V255H254L255 251ZM50 250H51V247H50ZM55 250H56V252L58 251L56 246H55L54 250H53V248L51 250L53 253H49V254L50 255H52V254L56 255L57 253H55ZM91 250H89L88 253L91 252ZM78 251H79V249H78ZM73 252H75V251H73ZM73 252H72V254H74ZM149 252H150V254H149ZM81 253H82V251H81ZM159 253L160 252L155 253V255H157V254L159 255ZM28 254H26V255H28ZM80 255L81 254L79 253L78 256H80ZM88 255H91V254L89 253ZM105 255H106V253H105ZM223 255H224V253H223ZM223 255H222V259H224ZM256 255H257V257H256ZM29 256H30V254H29ZM76 256H77V254H76ZM50 257H49L50 260L48 261L49 264H54L53 261H54V259H56L55 256L54 257L50 256ZM56 257H57V255H56ZM86 257H88L87 253H86ZM92 257L93 256H91V257L89 256L88 259L89 258L92 259ZM73 258L75 260V256H73ZM94 258H96V257L94 256ZM155 258H157V257L155 256ZM27 260H28L27 263H29L32 259L29 261V258L27 257ZM71 260L73 261V259H71ZM92 261H94L95 264H97L98 259H96V261H95V259H93ZM33 262H35V261H33ZM74 262H76V261H74ZM104 262L105 261L101 260V264H104ZM192 262H193V260H192ZM30 263L32 264V262H30ZM92 263L93 262H91V260H88L87 264H92ZM98 264H100V263H98Z\"/></svg>",
    "mask_w": 264,
    "mask_h": 264
},
{
    "label": "rangeland",
    "instance_id": "374dc122",
    "mask_svg": "<svg viewBox=\"0 0 264 264\" xmlns=\"http://www.w3.org/2000/svg\"><path fill=\"white\" fill-rule=\"evenodd\" d=\"M17 1L18 0H0V21H2L0 23V30L2 29L0 31V122H2L3 124H6L8 128L11 125L15 126L14 128L18 127L17 129H13L12 128L13 126L10 127L13 130V133L11 132V134L13 136H10L12 139L9 138V139L6 140L7 142H5L6 146H4L5 147L4 151L2 149H0V161L3 162V163L2 162L0 163V175H2L0 177V183H1L0 184V187L3 184L2 182L5 183L3 185L7 186V187H4L3 186L4 187V188L2 187L3 189L0 188V247L1 248L3 246H6L7 247V248L6 247H3L4 248L3 250H7L9 247L13 248V251H12V249L9 248V250H11L12 253H14L13 256H15L14 259H13V261L10 262V264H12V263L13 264H31L30 262H32V264H49L48 261L51 258L50 256H53V257L55 256L56 259H54V261H53L54 264H80V263L81 264H87L88 263V260H91V262H93L92 264H95V262L92 261L93 259H95V261H96V259H98L97 264L98 263L101 264V260L105 261L104 264L105 263L106 264H117L118 263V260L116 261L117 263H115V261H114V263L112 261L109 262V260H108L109 255L107 254L108 253V250L107 249H109V250L112 249V250H110L111 252L113 251V249H115V250H118V252L120 253V250L119 249H121V251L122 250L124 251L128 246L133 249V251L131 249H130V251L128 250L129 251L128 253L130 255L129 258L131 259L130 260L131 261L130 264H137V262L135 261V257H134L135 256V253H134L135 249L134 248H135L136 245H140L141 243L147 244L146 247L147 246L149 247V246H152V245H158V244H160V242H163L165 240V237L167 239L168 238H171L172 247H173V248H171V251L169 249V251H167V253H166V250H167L166 249L165 250V253L163 252L165 255L167 254V257H169V258H167L168 260L165 258V262H164L165 264H238V262H234V261L233 262L232 261H227V260L224 261L225 258H226V256L228 254L230 255V252H231V249L230 248H232V247L229 246L230 245V242H229L230 239L229 238H230L231 234L233 233V229L230 228V226H224V225L222 227L221 226H218V228L216 227L217 229L215 228L216 230H214V233L211 235L214 238L213 237H212V239L210 237H207L206 238L207 239L206 241H208L209 244L215 245V249L213 251L211 250L212 252L210 250H208V247L207 246L209 244L207 242H204L205 244H203L202 242H200V241L203 240V237L201 236L202 234H199V236L201 237L200 240H198L200 242V245H199V242H197V240L195 239L196 237H193L195 234L199 233V232L196 231V233L193 234V231L194 230H197L193 226L194 225L195 226H197V225L199 226V224H196L197 221H199V223H200L201 221H203L205 219H208V218H209L208 220L210 221V219L213 218L212 216H214V214H215V216H216V214H219V215L222 216L224 214V212L225 213L228 212L227 211L228 209L225 210L226 207L223 205L222 202H221V204L225 208L224 209L225 211H223L222 208L220 210V207L217 206L218 203L220 205V202L217 201V199H215V198L214 199L216 200L217 203L215 202V200H211V199L209 201H207V202H201V200L200 201L196 200L195 203L193 202L194 204L191 203L192 206L190 208L193 211H191V209H190V211H191L190 218L191 219H190V222H188V224L189 223L192 224V222H193V224H192V228H191L190 225L188 226L190 228H188L187 227L188 224L186 225V223H183L184 224L183 225L182 223H180V224L179 223H176V222H174L175 219H174V221H172L173 218L169 221L168 219H170L169 218L170 215L173 214L175 216V214H176L175 211H174V209H172L170 207L164 208L163 205H161L163 203L162 200L161 201L159 200V202H156V201L154 202V200L152 199V197H150V194H151L150 192H153V190H154V187L152 188V186L155 183H157V184L159 183L158 181H159V179H161V176L160 175H163L164 172L167 173V172L170 171L167 174L165 173L166 175H168V176L165 175V178L167 177L166 180H168L169 182H171L172 185H174L173 182H175V187L177 189H180L181 190V188L183 186V183L181 182L182 180L180 181V179L175 174H173V172H172L173 168L169 169L170 165L172 167L171 161L169 162V160L172 158V155H170L172 153L167 154L166 151H165V148H166L165 147V144L167 143V139H168L169 144H170L169 137L172 136V134L169 133V132L172 131L171 130L172 127L170 125H169L170 127H168V126L166 127V125L170 124L171 122L174 123V121H177V120H174V119H173L174 120L173 121L171 117H168V116H170V114H168V111L166 112V110H165V111H162V112H160V113H158L156 115V119H157V123L156 124H157V127H159V129H160V127H162V129H163V126L162 125H163V123L165 124L164 129L163 130H160V132H158V133H161V134H157V135H156V133L155 134H150L149 137H146V139L143 136L142 137H140V136L139 137H136V136L133 137V136H130V135H129V138H128V135H126V133H125L126 131H124V130L122 131V129H121L120 132H122V134H123L122 139L124 138V140H122V139H120L121 137L119 138V136H120L119 134H121V133H119V129L117 127H114L113 128V126H115V124H113V123H115V122H112V121H115V119L114 120L110 119V121L112 123L110 122L111 124L108 123L110 125L109 126L107 125L108 126L107 129H111V127L113 128V130L114 129H118V130H114L113 131V132L116 131V133H115L116 137H117V135H119L118 138H116L115 135H114V138L117 139V141L114 139L115 140V143H117V144L120 143V145H117V147L120 148V146L121 145L123 146V144L125 143V147L123 146L121 148H123V149L126 148V150L128 149L127 151L124 149L126 152H128L127 153V165H128L127 166L128 167L127 169L129 171L128 173L130 174V175L128 174L130 176V179L128 178L130 180V185L129 184L128 185H129V187L131 186L130 189L133 192H135V190H136L137 193L141 192V188L142 187L139 186V185H141V182L139 181L141 178H138V176H137L138 174L135 175V172L137 170L136 169L137 167H135V166H136V164H138V160H139V162H141V160L143 159V157H142L143 155L141 154V150L142 149L140 147L142 146L143 142H145L146 140L148 142L147 143L148 144V148L150 147L149 150L151 149V151H150L151 152L150 153L151 160L149 158V160H150L149 163L148 164H146V163L143 164V166L144 165L145 166L143 167V170H142L141 174L145 175L144 177H146L147 181H149L148 183L151 184V185H149L151 187L148 188V189L145 188L144 190H146V191H143L142 190L144 193L143 194L141 193L142 194V197L140 196L139 199L134 198L135 197L134 195H135L136 192L134 194H131V192L130 193L129 192L127 193L125 190L128 187L123 188L122 186H120V184H119L120 182L119 183L116 182L114 184L113 182L110 183V181H108L109 183H105V184L102 183V184H100L99 178H98V175H97V170H98L99 163H100V162H98L99 156H98V159H97V157L96 158L93 157V158H91V160H89L90 158L89 159H87V158L83 159V157H81V156L78 158V156H79L78 153L79 154L81 153V150H79L80 149V146H81L80 145V142H82L81 143L82 145L85 144L86 146H90L91 143H90L89 140L91 138H88L87 136H85L86 135L85 134L84 135L85 136L84 139L82 138V140H80V136H81L80 135V132L82 133V131H84V133H85L86 128H87V125L85 124V125L82 126V123H79V125H78V123L77 124H74L73 123L74 125L71 124L72 116H71V119L69 117L71 113L70 112H67L66 111V108H62L64 106H62V104L60 103V102H62V100L60 98V97H62V95L60 96V92H61V94H63L62 91L65 92V89H67V86L64 85L65 82H64L63 85L61 83H59L60 80H59L58 83L57 82H54L53 81V76H51V74L52 75L54 74V70L53 69H55V67L54 68L52 67L50 60H53L55 58V56L58 54V53H55V52H57V51H55V49H57V47H56L57 43H55V41H56L55 36L56 35H54V34H55L56 30L59 29V28H61V29H59L60 30L59 32H61L64 29L63 32L68 33V30H71L70 28H74V26H76L79 29L78 31H81L82 30L81 32L82 33L85 32L84 33L85 36L89 37L90 35H92V33H95L93 31H94V27L96 28V26H94V25L96 24L97 16H98V19H99V17H102V14L101 13L103 12L102 9H104V6L103 5L106 4L105 2H107V0H104L105 2L102 3L103 4L102 7H101L100 4L97 5V3L95 2L96 0L95 1L91 0L90 2H89V0H87L86 2L83 1L80 4H77V5L75 3L73 5L70 13H68L69 12L68 11L67 12L68 14L67 13L64 14L65 16L63 14H61L62 16L60 17V16H57V15L54 14L55 16H57V18L53 16V13L52 14H50L51 12L47 13V11H49L48 8L50 9V8H55V7L57 8L58 7L57 5H54L53 3L51 4L52 1L50 2V0H48L49 3H46L48 1L45 0L46 2H44V1H43V3L39 2V4L38 3L36 4V2L34 0H28V1L27 0H19V2L21 1L20 4ZM118 1H120V0H108L107 3L112 4V5H115V4L118 3ZM154 1H156V0H154ZM162 1H165V0H159V1L157 0L156 2L157 3H162ZM167 1L168 0H166L165 2H167ZM253 1H255V2L258 3L259 1H262V0H258V1L257 0H253ZM14 2H15V4H14ZM156 2H155V4H156ZM262 3H264V2H262ZM12 4H14L13 6H15V7H13ZM18 4H19V7H16V5L18 6ZM43 4H45V5H43ZM258 4H260V6L262 5L261 3H258ZM23 6H25V7H23ZM44 6L47 7L46 10L43 9ZM99 7L101 9H99ZM262 7H264V6H262ZM30 8H31V10H30ZM164 8H165V6H164ZM86 9H88V10H86ZM172 10H174V9H172ZM172 10H169L170 11V14H171L170 16H167V17L165 16L166 18L164 17V19L161 20V25L162 26H166V28H167V30H164L165 31L164 34L166 36H163V37H165V38L162 39L161 41H158L157 43H152L149 46V49H148L147 52H151L152 53V57L151 58L154 57V54H157V55H155L156 57L158 55H161L162 57L165 56L164 58H167V61L164 60V58H161V56L160 57L158 56V57L160 58V60L163 59L161 61H164V63H166V62L171 63V64L166 63V65L168 64L170 68L172 67L171 65L176 62L175 64H179L181 66L186 65V67L188 69L191 68L192 69L191 71L193 72V70H196L197 69V64L196 63H198V65H199V63L201 62L200 60H203V62H205V63L206 62H209L211 60H209V57H207L208 56L207 54H206V56H204V54L203 55L201 54L199 56V58H200L199 59V62H195L194 63L193 60H192V57L190 55V52L188 51L189 48L195 46V44H193L194 42L197 44V46H198L197 48H202L204 46V43L207 40L208 41L206 42V44H209L208 43V42H210L209 40L211 39V41L212 40L214 41L217 38L214 35L216 33L217 34L219 33L218 35L220 37H218V38H221V37L222 38L223 37L226 38L227 35L230 38L229 40L228 39H225V40H228L229 41V42L227 41L228 43L226 41H224V38L223 39L221 38V40H223L224 42L221 41V40H219L217 42L218 44H221L222 46L224 45V46L227 47V45H228V49L227 48L224 49L222 46L219 47L220 49L222 48L220 50L221 51V54L222 53L224 54L225 52H223V51H226V52L229 53L228 56H230V58H231L230 59V62L233 59H235V60L237 59L236 63L238 61H240V59H241L240 57L241 56L239 55V53H237V52H239L238 51L239 44L237 45V39L233 36V32H231L232 30L231 31L227 30V31H229L231 33H228V34H227V32L225 33V31H226V29H225L226 28V22H227L226 19L227 18L229 19V16H228L229 14H227L228 12L226 13V11L223 12V10H225V9H223V10L221 9L222 11H220V13H218V14H216L214 16L213 23L211 22L212 24H214L213 26H215V28L214 27L213 28L216 29V31H219V32H216V31H213V30L212 31L208 30L206 32H200V31H197V30L194 31V34H193L194 36L191 35V39H190L189 44L185 42L187 44L185 46H188L189 47L188 50L186 51V49H185L183 51V50H181L182 48L180 49V47H177L176 48L177 49L176 50L177 51V53H176L177 55L173 52L175 50H172V52H173L174 55H172L173 57L171 56V59L173 60V62H170V61H172L171 59H168V58H170V55H167L166 56V54L167 53L168 54H172L171 51H169L170 53L168 52L169 49H172L168 45L173 46L174 41H175L172 38V34H173V37L175 36V34L173 32H175L174 28L177 26V25H175V24H177V23H175V21L176 22L179 21L178 22L179 24L181 23L180 26L184 30L183 31L181 29V32H183V33L185 32L187 26L189 25L188 22H183L184 19H185V17H186V15H185L184 12L181 11V9H179V11L178 10L175 11L176 10L175 9L174 10L175 12L174 11L172 12ZM93 13H95V14H93ZM46 14H47L48 17L46 16ZM231 14H233V13H230V15ZM66 15L67 16L69 15V16L67 17ZM167 15H169V13ZM259 15H260V13H259ZM78 16H79V18H78ZM42 17H44V18H42ZM58 17H60L62 19L63 18L64 19H67L68 20L67 22H71V24L68 23V24H70V25H67L68 27L67 26H63V24L61 22L62 20L60 18H58ZM71 17H73V18L70 19ZM259 17L262 18V19H264V12H262V14ZM38 18H39V20H38ZM54 18H55L56 21L54 20ZM59 19H60V22L61 23L59 22ZM230 19L232 21H234L233 23L235 25H240L239 27L241 29H243L244 31H247L248 32V33L246 32L247 34L250 33L248 29L251 28V26L249 28L247 26L250 25V23L253 22V21L259 22V20H258L259 18L257 16L252 15L247 10L246 6L242 7V10H241V13L240 14H233L232 16H230ZM38 21H39V23H38ZM36 22H37V24H36ZM43 22L45 23V27H46L45 29H47L48 26H50V28H51V26H53V28H55L54 29L55 32H53L54 34H51L50 33V35L52 37V38L50 37L51 39L48 38L49 36H46L47 37L46 41H43L42 42L43 37L47 33V32H45V29H44V26H43V24H44ZM63 22L65 23L66 20H64ZM158 22H159L158 24L160 25V21H158ZM87 23H89V25H87ZM193 23L195 24V22H193ZM35 24H36V26H35ZM40 24H42L43 28H42V26ZM65 24H67V23H65ZM79 24H81V25H79ZM38 25H39V27H38ZM169 25H170V27H169ZM18 26L19 27L21 26V27L19 28ZM33 26H34V28H33ZM172 26L174 28L172 30H170L169 28H172ZM194 26L197 27V24L194 25ZM7 27H9V28H7ZM11 27H13V28H11ZM14 27H16V28H14ZM17 27H18V29H21V30H18ZM41 28H42V30H41ZM65 28H66L67 31L65 30ZM75 28H74V30L77 31V28L76 29ZM7 29H9V30H7ZM10 29H12L13 32ZM163 29H165V28H163ZM168 29L171 32L168 31ZM27 30H29V31H27ZM3 31H5V32H3ZM14 31L15 32L17 31V34L14 35V33H15ZM35 31L37 32V34H36ZM167 31H168V33H167ZM2 32L4 33L3 36H2V34H3ZM24 32L26 33L25 35H24ZM9 33H11V34H9ZM12 33H13V36H12ZM43 33H44V36H42ZM225 34H226V37H225ZM230 34H231V36H229ZM34 35H35V37H34ZM37 35H39V36H37ZM250 35H248V36H250ZM132 36H133L132 37L133 40L131 42V46L134 45V46H132V48H134V47H137L135 45H137V43L139 41L137 40L138 37H136L137 34H136L135 31L132 33ZM124 37H126V34L124 35ZM53 38H54V41H53ZM217 39H216V41H217ZM15 40L16 41L18 40V41L16 42ZM5 42H6V44H5ZM226 43H227V45H226ZM229 44H231V45H229ZM43 45H45V46H43ZM125 45L127 46V48L129 47L131 49V47H130L129 44H127V43L125 44L124 43L122 46H120L122 50H120L118 48H117L118 50L116 48L115 49L112 48L111 50L109 49V51H108L109 52V55L111 57V61H110V64H108V67L110 65L109 69L111 68V71L112 72L115 71L117 68H120V66H121V68L119 69V71L120 70L123 71L122 70L123 69L122 67H124L123 64L125 62L126 63L128 62V64L130 62L131 67L133 66L134 63H135L134 66H138V64H140V62H141V61L138 62L137 60H133L131 58H129V59L127 58L128 55L126 53L129 54V52L127 51ZM36 46H37V48H36ZM178 46H180V44ZM231 46L234 49L233 51H231L232 49L229 50V47L231 48ZM100 49H104V48H100ZM134 49L137 50V48H134ZM26 50H27V52H26ZM39 50H40V52H39ZM142 50H140V54H142L141 55V58H143L142 56L145 55L142 52ZM101 51H104V50H100V52ZM182 51H183V54L184 53H186V54L189 53V54L187 56H184L183 55V58H182V53H181ZM234 51H236L235 52V53H237L236 55H234ZM100 54H102V52ZM254 54H255V52H253V55ZM148 55H150V53ZM175 55L178 56V57L177 58H174ZM228 56H227V58H228ZM223 57H225V55ZM25 58H27V59L25 60ZM99 58H101V56H99ZM126 58L128 59V61H126ZM145 59H147L145 61L150 60V58H146V57H145ZM176 59L179 60V61H177ZM99 60H98V62H99L100 67L97 66L98 67L97 74H96V72L94 74V76L96 77V79H98V77H100V76H98V74H101V72L102 73L105 72V70H103V67L105 66V64L103 65L104 61H101L102 59L100 61ZM174 60H175V62H174ZM235 60H233L231 62V64L233 65V66L231 65L233 67V70L231 72L232 74L228 78L226 77L224 79V82L225 83L231 82L234 79H237L240 76V74H241V71H239L238 70L239 68H237L236 65H235ZM195 61H197V60H195ZM254 61H256V60H254ZM29 62H30V66H27ZM98 62L96 61V63H98ZM132 62H134V63L131 64ZM137 62H138V64H136ZM192 62L194 64H192ZM203 62H201L200 65H202ZM211 62H209V63H211ZM4 63H6V65L7 64L8 65L10 64L11 66H14L13 68H15L14 70H16V73H17V68L19 69L18 66L21 65L20 66L21 69H19L18 71H21V73L23 71V75L22 74H19L20 72L17 73L18 75L14 72V74H15L14 75L12 73L13 70H11V69H9L11 71V72L9 71V73L8 72L6 73L4 71L2 72V70L4 69V68L2 69V67H3V65H5ZM142 63H143V60H142ZM151 63H152V61L150 62V64ZM185 63H187V64H185ZM205 63H203V64H205ZM153 64H155V62H153ZM156 64H157V61H156ZM251 64L252 65H256L257 64L256 67L259 66V64L257 62H253ZM10 65L8 66V68L10 67ZM130 65H129V67H130ZM166 65H165V67H167ZM192 65H193V67H192ZM24 66H25V68H24ZM74 66L73 65L72 66H69V68L70 67L71 68L73 67L70 72H72L74 70L73 71L74 73H77V72L80 73L81 70H79V68L77 66H75V68H76L75 69ZM140 66H141V68L142 67L145 68V65L140 64ZM189 66H191V67L189 68ZM237 66L239 67V62L237 64ZM144 68H142L141 70H143ZM258 68H260V66ZM64 69H65L64 71L69 72L68 71V67H66ZM127 69H128V67H127ZM171 70H173V67H172ZM177 70L178 69L175 68V71L176 72H179V70L178 71ZM111 71H110V73H111ZM191 71H189V76L192 73ZM262 71H264V70H262ZM194 72L195 73L191 74V76H193L192 78L195 77L197 79V77L195 75L196 74V71H194ZM5 73H6V75H7V77L9 79L6 77ZM10 73H11V76L12 77H10V75H9ZM30 74L34 78V79L32 78L33 80H31V82H33L34 80L36 81L35 83L33 82L32 85L33 84H36V85L38 84L39 87H40V89L38 90V94L36 96L38 98L37 101L38 100L39 101H38V103L34 101V105L35 104H38L39 109H41L40 111L38 110L39 112H41L42 110L43 111H46L45 108L50 111L49 113H48V111L45 112L46 114L48 113V115H47L46 118L43 117L44 115L46 116V114L41 115L43 111L40 113V119L43 117L41 119V122H40L42 124V125H40L42 127V130H41L40 127H39L40 128L39 129L40 132H39V130H37L38 132L36 130H34L33 131L34 132V135L32 134L33 132H30L32 130V127L30 126L31 127L30 128L28 126L29 127L28 128V127H26V125L24 126L25 122L22 121V119H20L19 117H17L18 115L16 116V114H20L21 115L22 112L24 113L23 109L26 111V108H24V106H25V103L24 102L26 100L25 97H26V94L27 93L25 91L27 90L28 85H30V83H29L30 82L29 79L31 78L29 76ZM64 75L67 76L66 72L64 73ZM191 76H190V78H191ZM233 76H235V78ZM26 77L29 78V79L27 78L29 80L28 83H27ZM95 77H94V79H95ZM131 77H132V84L135 85V83H136L135 76L131 75ZM94 79H93V82H92L94 84V86L91 83V85L94 87V91L93 92H94V94L96 93V96H98L99 94L100 95L101 94L104 95V98H102V99H104L106 101V103H105L106 105H109L108 107L106 106L107 108L111 109V107H114V105H115V108L116 107L123 108V106L126 105L127 98H125L126 96L123 95V94L119 96L120 98L119 97H118V99L116 98L117 100L116 99L113 100L110 97L108 99H107V97L105 98V95L108 93L107 90H106L107 91L106 93H105V90H103L104 91L103 93H99V91L101 92L102 89L99 90V88L97 87L96 88L97 91H96V89H95L96 85L95 84L97 82L94 83L95 80H96V79L95 80ZM196 79H192V80H195L196 81ZM238 80L239 81L241 80L240 81V84L242 86H244V87H246V85L248 84V82L246 83V81H244V79L241 78V77L238 78ZM238 80H236V81H238ZM24 81H26V83H24ZM62 81L63 80H61V82ZM198 81H199V79H198ZM133 82H135V83H133ZM199 82H200V84H198ZM199 82L197 83L198 86L195 85L198 88L200 87V89H196V90H200V92L198 93V96H197V93L194 92V94H195L194 97L195 98L194 97L192 98V96H191L192 99L189 98L190 99L189 100V105H190V109L192 110L191 111L192 116L190 114V117H191L190 121L193 119L192 122H191L192 123L191 125L193 127L191 126L192 127V130L188 131V129H187L186 131L189 132L188 135L189 136L192 135L193 138H194V136H196L194 134H198L200 136V138H201V136H203L202 133H204V131H206V133H208V135L210 136L209 139H212L214 142L215 141L217 142L220 139V138L217 139L219 137V136L217 137V135H219V134H217V131H215V128H212L211 127L213 129V133L215 134L214 135L211 132V129L209 128L210 125L208 123V122L212 123V121L214 119L212 120L211 119L212 117L210 118L211 115H209L210 113H207V115H209V118H208V116L206 117V121L207 122L206 121L201 122L202 120L199 119L200 122H201L200 123L197 120L199 118V112H200V111H198V108L197 107H198V104L201 103L202 98H203V102H206L207 103L208 102V99H209V102L208 103H210L211 102V98H212V100H213L212 103H214V102L217 103L215 100H216V97L218 96L217 95V92L219 93V90L216 89V88H218V87L220 88V86H219V83H215L217 85V86H214L215 91L213 90L214 91L213 92V91H210V90L207 89L208 90V92H207L204 89L205 87L203 88V86L205 85V83H203V81L202 82L199 81ZM23 84L24 85L26 84V85L24 86ZM22 85L24 87H26V88H25V90L22 89V92H21V95H20V91H21L20 89H21ZM248 86H249V84H248ZM250 86L252 87V88L250 87L252 92L249 90V87H247V88L242 89V90H244V93L243 94L244 95H249V94L251 95L252 94L253 97L252 96L251 97L250 96H246L247 98H245L244 95H243V97L245 99H248L250 97L251 99H253L252 100L253 103H252V101L250 99L251 105L249 103L244 104L245 106L243 108H246L247 111L245 109H243V112L245 114H249V113H251L250 112V109H252V110L256 111L254 113H257L256 114L257 117L259 115L262 118V116H264V112H262V111L259 112V110L257 111V109H258L257 107L262 102V100H264V84H262V86L261 85H258V84H254L253 86L252 85H250ZM63 88H64V90H63ZM245 90H246V92H245ZM204 91H206L207 93H205ZM208 93H209V96L208 97H210V98L207 99V94ZM107 95H109V94H107ZM152 95H153V90H152ZM259 95L261 96V98L260 97L259 98L262 99V100H261V102L259 101V103L257 104L258 100H260L258 98ZM20 96H22L23 98L20 97ZM109 96H111V95H109ZM199 96H200L201 99L199 98ZM204 99H205V101H204ZM206 99H207V101H206ZM217 99H218V97H217ZM256 99H257V101H256ZM21 100L22 101L24 100V101L22 102ZM203 102L201 104H204ZM247 102H249V101H247ZM262 103H264V102H262ZM19 104H22V108L23 109L20 108V107H18ZM60 104H61L62 107L60 106ZM235 104H236V101H235ZM235 104H229V105L233 106ZM247 104H249V106ZM210 105H213V104L210 103ZM237 105H235V106H237ZM171 106H172L171 111H174L173 112V115L177 119V116H175V115H177V111H178L177 110V107L176 106L173 107V105H170V108H171ZM239 106H240V104H239ZM38 107H37V109H38ZM82 107H83V105H81V104L78 105L77 108H76V113L78 112V114H80L81 111H82ZM252 107H254V109ZM60 108H61V112H60ZM235 108L236 107H234V106L231 107V111L230 112H229L230 109L229 110L224 109V111L227 112V113L225 112L226 114H228V112H229V114H233L232 112H234L233 115H236V112L235 111H232V110H235ZM248 108H250V109L248 110ZM78 109L81 110V111H78ZM56 110L59 111L58 113H61L60 114L61 115V122L63 121L62 123H64L62 125V128H63L62 132L64 131V133L66 135L65 138H63L64 137L63 136L64 133H61L62 135H59L60 133L59 134L57 133L58 136H61L60 138L57 137L56 133L54 135H52L54 131H52L51 128H52V123L55 120L54 111L56 112ZM98 110L99 109L97 107L96 113L98 112ZM175 110H177V111H175ZM248 111H249V113H247ZM68 113H70V114H68ZM161 113H162V115H161ZM254 113H251V114H254ZM259 113H261V114H259ZM123 114L125 115V113L123 112L121 114V116H120L121 117V122H122V119L125 118ZM135 115H139V114H135ZM145 115L146 114H144V113L142 115H140V117H142L141 119H143V116H144V119L143 120H145L146 117L147 118L150 117V115L149 116L148 115L145 116ZM249 115H248V117H251V115L250 116ZM257 117L256 118H253V116H252V119H250V120L257 119ZM260 117H258V118H260ZM164 119L165 120L168 119V120H166V122L169 121V119H170L171 122L170 123L167 122L168 124H166L163 121ZM208 119H209V121H208ZM124 120L125 119H123V121ZM204 120H205V118H204ZM21 121L24 124H22ZM162 121H163V123L161 124ZM230 121H232V120H229L228 123H231L232 125L235 124V123H232ZM256 121H254L252 123H255ZM250 122L246 121V124H247V125H245V127L247 126L246 131H247V133H248L249 136H250V134H253V139L254 140L257 139L258 142H259L260 139L262 137H264V123H261L260 125H258V126H261V127H259L260 129L258 130L257 129L258 126L256 127V124L253 125ZM262 122H264V121H262ZM2 123L0 124V129H2L3 132L0 130L1 131L0 132V140L6 134L5 129H7L6 125H4L5 127L2 126L3 125ZM177 123H178V121H177ZM202 125H203V128L201 127ZM1 126H2V128H1ZM229 126L230 125H228V128H229ZM3 127H4V130H3ZM98 128H100V126ZM198 128L200 130H198ZM207 128L210 129V130H208ZM11 129L9 131H11ZM201 129H203L204 131L202 130L203 131L202 132ZM230 129H228V131ZM232 130H234V129L232 128ZM232 130H230V131H232ZM47 131H50V132L52 131L51 132L52 134L50 132H49L50 133L49 134ZM117 131H118V134H117ZM163 132L165 134H163ZM229 132L227 134L228 135H231V137H235V134L237 133V132L236 133L235 132H230V134H229ZM46 133H47V135H51V136H49L50 138L47 137ZM7 134H8V131H7ZM168 134H169V137H168ZM55 135H56L57 138H59V141L56 140L57 138L54 137ZM245 135H246V133H245ZM248 135H246L247 138L249 137ZM197 136H196V138H194L195 140L196 139L199 140ZM214 136H215V138L217 140L216 139L214 140V138H212ZM237 136H236L237 137L236 139H238L239 137H240L239 139H241L242 136H244V135L243 134L242 135L241 134L240 135L237 134ZM246 136H244V137L246 138ZM28 137L31 138V139H30V142L29 143H26L25 140ZM52 137H53V139L55 138L54 140H56V141L53 140L54 141V144H53V141L51 139ZM61 138L64 139V140H62ZM172 138L174 139L173 136L171 137V139ZM173 139H172V141H173ZM201 139L198 142L196 141L197 142L196 143L197 144L196 146L198 147V148L196 147V149L198 150V153L197 154H199V155L202 156L203 154L205 155V153H207L205 151H206V146H208V145L205 146L203 144L204 142ZM250 139L248 138L249 141H250ZM120 140L124 141V143L123 142H120ZM142 140H143V142H142ZM254 140L251 141V144L253 142V144L255 145L254 142L256 141V143H257V140H255V141ZM57 141L59 142L60 146H58L59 144H58ZM129 141H130V145L132 143H135V144H132V147H135V145H136V147L138 149L136 147L135 148H132L128 144ZM55 142H56V144H55ZM63 142H65V145L66 146H70V151H72L71 152V155L69 154V151H68L69 149H66L67 147L63 146L64 145ZM67 142L70 143V144L72 142V144L69 145ZM50 143H52V144L49 145ZM61 143H63V144H61ZM144 144H145V146H147L146 142ZM144 144H143V146H144ZM61 145L63 146V148H62ZM143 146H142V148H143ZM42 147H44L45 152H47L46 153L47 160H46V163L45 164H46V166L48 165V167L50 168V169L47 168V170H49L48 174H49V177L51 176L50 178L52 179V180H50V181H52L51 182V185L53 184L51 187H48V185H49L48 183L46 184V182H50L48 180L50 178H48L47 175L45 176V175L39 174L38 171L34 168V166H36L34 163H36L37 160H39V158H38V156H39L38 155L39 154L38 151L40 149L43 150ZM129 147L132 148V150L129 149ZM71 148H73L74 151L76 150V152H78V153L75 152L73 154V149L71 150ZM121 148H120V150H121ZM187 148L189 150H187ZM187 148L185 150H184V148L183 149H180L179 148L180 150L183 151L182 152V156L183 157L182 156H178L179 157V160L182 159L185 162H187L188 161L187 157H190L189 156L190 154L192 156V153H190V148L189 147H187ZM208 148L209 147H207V150L209 151ZM62 149H66L68 152H66V150H62ZM105 149H107V148H105ZM105 149H103L104 152L102 150L99 152L100 158L103 161L108 160L109 157H110L109 151L108 150H105ZM177 150H175L173 152H175L177 155H180V153L177 152ZM199 150L200 151L204 150V151H202L203 154H201L202 152L200 153ZM117 152H119V149H118ZM116 154L115 153L114 154L112 153L111 156L114 155L113 158L114 157L116 158L117 157ZM128 154H130L129 158H128ZM204 155H203V157L205 158L206 155L205 156ZM175 158H177V157H175ZM110 159H111V157H110ZM186 159H187V161H186ZM259 159L261 160V163H262V161H264L261 158H259ZM184 161L182 163H184ZM109 162L111 163V161H109ZM198 163L200 164V162H198ZM37 164H38V162H37ZM199 168H202V167H199ZM208 168H210V167H208ZM208 168H207V172L211 174V171H210L211 168L210 169H208ZM167 169H169V170L166 171ZM58 171L61 172V175L62 176H64V174H66L65 177H63V178H65V181H64L65 183L64 182L63 183L60 182L61 183L60 184L58 182V180L59 181L61 180V178L59 179L60 176L58 175L59 174ZM57 172H58V174H57ZM62 173H64V174H62ZM161 173H163V174H161ZM139 176L141 177L142 175L139 174ZM211 176H212V174H211ZM56 179H58V180H56ZM214 179L213 178H212V180L209 179L208 180V184H210L211 186L212 185H215V187H216V184L215 183L217 182V180L215 181ZM197 180H199V181H197ZM202 181H200V179H196L195 180V182H196V185L195 186L196 187L197 186H200L202 184ZM209 181H210V183H209ZM69 182H70V184H69V187H68V183ZM157 184H155V185H157ZM167 184H169V183H167ZM228 186L230 187L231 185H228ZM49 188H51V189H49ZM1 189L3 191H1ZM139 189H140V191H137ZM226 189L228 190V192H230V195L232 194L231 195V201L232 202L230 201L229 203L230 204L231 203H234L235 206H238L240 204L239 203L240 198H242L243 195H246L245 196L246 197V202L248 201L247 202V206L249 208V209L247 208V210H248L249 213L245 214V216L242 215L240 217V222L242 221V223H243V221L246 218L247 219H250L252 221V223H249L251 225V228L249 227V225H248V228H246V231L248 230L247 232H249L247 234H250L251 236H253L252 237L253 240L256 239L254 241H256V242H257V240L258 241H261V243L259 242L260 247H259V244H257L258 246L255 249L256 251L259 250L258 252L261 253L260 254L261 257L259 256V259L258 258H255L254 260H252L253 259L252 253H250V251H248V254H247L246 253L247 251H246L245 252L247 254L246 259H245V261H247L246 264H264V232H262V231H264V230H262L264 228H260L261 230H259V231L257 230L259 227L258 228L255 227V229H254V225L256 223H258V221H259V223H258L259 226L261 225L260 222L261 223H264V204H261V202H258L260 199L257 198L258 201H257V199H255L256 198L255 197V194H258L259 196L261 195L260 189L259 188H250L249 190H247L244 193L239 192V190L237 191V189H235V188H234L235 191L232 190V188L230 189L228 187ZM5 190L6 191L8 190V191L6 193H4ZM147 190L148 191L151 190V191L148 192ZM62 191H63V193H62ZM179 191H177V192H179ZM2 192H3V195H1ZM27 196H28V198L30 196L33 197V198L35 197V200L37 202L38 207H36V204L34 203L35 202L34 199H32V200L34 201L33 204H35V205H32V202H31V204H27L28 206L25 205L24 201H25V198L27 199ZM135 199H137V200H135ZM19 201L20 202L23 201L24 205H23V203H19ZM54 202H55V204H56V202H58L59 206L57 205L56 207H58V209H60V211L62 210V213L63 214L66 211V214H64V215H67V213H70L71 215H74V217H73V218H75L74 221H76V223H77V228H76L77 230H75V231L74 230L73 231L70 230L71 232H70L69 238H70V241L71 242L70 241L69 242L72 243V241H76V242L78 241L80 243L79 244L80 247L78 246V242L77 243L75 242L74 243V247H73V249H72V251L70 252L69 255L64 254V252H61V250H60V248L62 247V245H60V244H62L63 242H65V239L66 240H68V239L65 238L64 241H63V238L64 237L63 236H60V234H58L59 232H57V230H56V227H54V225L56 226V223L55 222H57V218H56V221H55V219H54L55 216H52V215L50 216L49 215L50 214V212H49L50 205H51V203H53V205H55ZM100 202H102L104 205L107 204L106 207H109V205H113L114 203H118V204H116L118 206L122 204L121 206L122 207L124 206L122 208V210L123 211L125 210L126 212L130 210L129 213L131 212L132 215L134 213H135L134 215L141 213L142 216L143 215L145 216V223L144 224H145L146 228L137 227L135 225V223H134V224L131 225V227H130V229H128V231H126V232L119 231V232H121V233L123 232V233L122 234L118 233L119 234L118 235L119 238L117 237L116 239H114L113 236H115V235H113V233L115 234L116 233V230L113 231V228H111L112 230L111 229H108V227H109V225H111V223L107 222L108 225L106 223V227H105L106 230L102 229V230H100V233L97 231V233H99L100 235L98 234V235H96L94 237L93 234L96 233L95 232L96 231V227H93L95 225V224H93L95 222L94 221L92 223L90 222L91 224H93L92 227L94 229L92 227H90L91 226L90 223H89V226L87 225L88 228L86 227L87 228V231L90 228L89 231L92 232V233L89 232L90 234L88 233L89 236H91L90 237V240L87 239V241L85 240V242H83L84 241V237H83L84 235L83 234L85 232L87 234V231H85L86 229H84V227L82 225V224H86L87 222L84 223L83 221H85L87 219L88 214L93 213L94 217H95V215H97V216L100 215L99 214L100 213L99 210H101L100 205L102 204V203L101 204H98ZM108 202H110V203H108ZM160 202H162V203H160ZM134 203H136V205H134ZM179 203L181 204V205L179 204L180 206H183V207L186 206V204L183 205L184 203L182 204V202H179ZM20 204H22V205L20 206ZM39 204H41V206ZM133 206H135V207H133ZM231 206H233V205H231ZM104 207L105 206H103V208ZM183 207H181V208H183ZM217 207H219V208H217ZM119 208L121 209V207H119ZM67 210H69V211L67 212ZM22 211H24V212H22ZM97 211L99 213L96 214ZM47 214L50 216L51 219L49 217L46 218V216H48ZM60 214H59V216L60 217L62 216L61 218L63 220H65L64 218H66V217L63 214L62 215H60ZM164 214H166V215L164 216ZM211 214H213V215L211 216ZM248 214H249L250 217L247 216ZM209 215H210V217H207ZM224 215H226V214H224ZM162 217H163V219H161ZM164 217H166V218L168 217L167 220L165 221V223L167 221L168 222H167L166 225H164L165 226V227H163L164 229L162 228L163 230L162 229L161 230L158 229L159 230L158 231L157 230V226L155 224L160 219L161 220H164L165 219ZM205 217H207V218H205ZM63 220L61 222L64 223ZM155 220H158V221L156 222ZM213 220L215 221V219H213ZM213 220L211 222H214ZM81 222H83V223H81ZM161 222H163V221H161ZM67 223H68V221L65 224H67ZM244 225H245V221H244ZM242 227H243V224H242ZM245 227L246 226H244L243 229ZM53 228H55V229H53ZM193 228H195V229H193ZM92 229H93V231H92ZM107 229H108V231H107ZM54 230L56 231V234L57 235L53 234V232L55 233ZM103 230L106 231L109 234V236H107V237H109L107 239L108 240V244H107V246H106V244H104L103 245L104 247L101 246V245H100V247L98 246L96 248V250H94L95 252H93L92 251L93 248L96 247L94 245L96 244L97 241L96 242H94V241L98 239L97 236H99V238H102V239L105 238L104 235H106L105 234L106 232H104ZM188 230L189 231L192 230V232H189ZM250 232H252V234ZM189 233H192V234H189ZM259 234L261 236H259ZM38 235H40V236L38 237ZM58 235L60 237H58ZM255 235H256V237H255ZM251 236L249 237L250 240H252ZM49 238L53 240V243L50 241ZM92 238H95V239L91 240ZM208 238H210V240ZM61 240L63 242L62 243H59V241H61ZM107 240H105V242ZM195 241H196V243H195ZM227 241H228L229 244H227ZM47 242H51V244H53V245H51L50 243H47ZM103 242H104V239H103ZM218 242L220 243V245L222 243V244H224L226 246L221 249L220 245L218 246V244H219ZM154 243H156V244H154ZM201 243L203 244L204 248L201 245ZM75 244H76V246H75ZM90 245H91V248L94 246L92 248V250L89 247ZM142 245L143 244H141L140 246H142ZM205 245H207V246H205ZM55 246L58 249L57 252L55 250V253H57L56 254L57 257H56L55 254H52V255L49 254V253H53L51 250H52V248L54 250L55 249ZM50 247H51V250H50ZM58 247H60V248H58ZM152 247H150V248H152ZM1 248H0V253L2 252V249ZM155 248H156V246H155ZM247 248L248 247L246 246V249ZM78 249H79V251H78ZM89 250H91V252H89L91 255H88L89 254L88 253ZM163 250L164 249H161V251H163ZM73 251H75V252H73ZM81 251H82V253H81ZM126 251H124V252H126ZM161 251H159L158 249H156V252H155L154 249H153V252L150 251L152 254H150V252H149V254L151 255L150 257L153 256V259L151 258L152 261L153 260L156 261L158 258H160L162 256H165L164 254H162V256H161ZM226 251H230V252L228 254H226L227 253ZM256 251L254 252V255H255ZM72 252L74 254H72ZM158 252H160L159 255L158 254H157L158 256L155 255V253H158ZM28 253L30 254L31 257L29 256ZM79 253L81 254L80 256H78ZM86 253H87V256L88 257L89 256L90 257L93 256L92 259L91 258L88 259V257H86ZM105 253H106V255H105ZM223 253H224V255H223ZM26 254H28V255H26ZM76 254H77L78 257L76 256ZM250 254L252 256H250ZM222 255H223V258L224 259H222ZM73 256H75V260H74ZM94 256L96 258H94ZM155 256L157 258H155ZM27 257L29 258V261L32 259L29 263H27L28 262ZM251 257H252V259H251ZM256 257H257V255H256ZM71 259H73V261ZM192 260H193V262L194 261L195 262L193 263ZM33 261H35V262H33ZM74 261H76V262H74ZM149 261L150 260H148V263H149Z\"/></svg>",
    "mask_w": 264,
    "mask_h": 264
},
{
    "label": "clouds",
    "instance_id": "9594fccd",
    "mask_svg": "<svg viewBox=\"0 0 264 264\" xmlns=\"http://www.w3.org/2000/svg\"><path fill=\"white\" fill-rule=\"evenodd\" d=\"M124 23L123 15L112 11L100 17V19L96 21L95 26L98 31L118 32L123 27ZM67 52L69 55H72L75 53V49L70 46Z\"/></svg>",
    "mask_w": 264,
    "mask_h": 264
}]
</instances>
